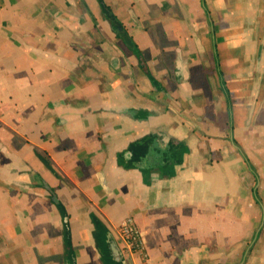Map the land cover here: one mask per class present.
Segmentation results:
<instances>
[{"label": "crops", "instance_id": "0c3cea01", "mask_svg": "<svg viewBox=\"0 0 264 264\" xmlns=\"http://www.w3.org/2000/svg\"><path fill=\"white\" fill-rule=\"evenodd\" d=\"M102 1L145 70L99 0H0V264H104L92 213L125 264L127 216L144 264H264V0Z\"/></svg>", "mask_w": 264, "mask_h": 264}, {"label": "trees", "instance_id": "16d2710c", "mask_svg": "<svg viewBox=\"0 0 264 264\" xmlns=\"http://www.w3.org/2000/svg\"><path fill=\"white\" fill-rule=\"evenodd\" d=\"M101 8L106 16L107 19L109 20H113L111 23L113 26L120 24V22L116 19V17L111 13V14H107L106 12L110 11L109 8L103 3L102 0H99ZM133 52L137 53L138 55H140V51L137 49L136 45H135V49L133 50ZM153 83L156 84V81L154 79ZM143 153V151L141 150V152L139 153V155H141ZM91 220L93 223V227H94V231H93V236L95 239V243L97 245V247L100 250L101 253V260L104 264H114L113 261L111 260V258L109 257L108 253H107V248H106V243H105V236H106V232H107V228L105 226V224L102 222V220L96 216L95 214H91ZM131 250L133 252H137L140 254L141 256V261L140 264H144L145 262V255L142 249H140L137 241L134 242L131 246Z\"/></svg>", "mask_w": 264, "mask_h": 264}, {"label": "water", "instance_id": "95a60500", "mask_svg": "<svg viewBox=\"0 0 264 264\" xmlns=\"http://www.w3.org/2000/svg\"><path fill=\"white\" fill-rule=\"evenodd\" d=\"M106 13L107 14H111L110 11H108ZM107 20L109 21L111 29L116 34V36L122 41V43L125 45V47L127 49L133 51L135 49V44H134L133 40L131 39V37L127 34V32L121 26V24L113 26L112 23H111L113 20H109V19H107ZM135 54L138 56L139 63L142 65L143 69L145 70V67H144L145 65H144V61H143V58H142L141 54L140 55H138L137 53H135ZM146 149L148 151L149 147L146 148ZM145 151L141 154V156L143 155V157H145L147 155V151L146 152ZM46 188L52 194V199L55 200V196H54L53 192L48 187H46ZM105 243H106L108 254H109L111 260L115 264H125V260L123 259V255H122L121 249L118 246V244H117L115 238L113 237L112 233L109 232V231L106 233Z\"/></svg>", "mask_w": 264, "mask_h": 264}, {"label": "built area", "instance_id": "2783aa9c", "mask_svg": "<svg viewBox=\"0 0 264 264\" xmlns=\"http://www.w3.org/2000/svg\"><path fill=\"white\" fill-rule=\"evenodd\" d=\"M118 231L120 235L124 238L126 246L130 250L132 244L136 241L140 249H142V241L133 217L131 216L125 217L124 220L119 224Z\"/></svg>", "mask_w": 264, "mask_h": 264}]
</instances>
